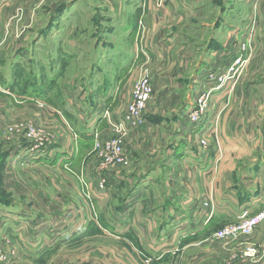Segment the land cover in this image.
<instances>
[{"label": "rangeland", "instance_id": "374dc122", "mask_svg": "<svg viewBox=\"0 0 264 264\" xmlns=\"http://www.w3.org/2000/svg\"><path fill=\"white\" fill-rule=\"evenodd\" d=\"M25 1L19 0L18 3L11 5L13 0H0V73L2 74H0V97L4 96L0 98V174L1 166L10 165V161L19 157L15 152V146H19L23 153L29 147L32 149L55 144L58 148L62 147L65 150L66 147L67 150L73 151L77 136L83 129L86 130L83 127L85 119H88L90 124H95L93 122L101 119L110 122L103 132L104 128L97 131L99 138L94 143V154L100 161H98L96 171L101 170L104 166L102 146L108 140L107 138L110 139L119 134L118 129L112 128L111 130V122H113V127L121 120L119 115L118 119L117 117L114 119L113 116L116 115L117 106L122 112L125 106H128L133 81L132 79L131 82L129 81L128 91L127 85L126 91L121 92V85L133 74L139 73L136 69L141 63H144L142 71L146 70L147 75L150 79L152 78L154 89L145 112V120L147 113L165 111V115L170 116L172 122L174 119L171 113L174 110L187 124L199 116L202 119L198 122L199 125L204 120L217 129L208 137L207 149L210 146H219V142H224L225 139L227 143H231L236 141V138H240L238 142L242 141V144L237 151L243 154L245 161L249 155L253 154V147L258 142L264 146V135L257 134L259 132L257 128L264 125V118L252 119L250 116L254 107L250 104L251 88L244 87L245 91L249 92L246 93V97H249L241 110L242 105L236 103L234 97L231 98L234 90L229 86L230 75L227 74L232 66L236 68L234 75L242 73L245 55L253 41L254 32L252 30H249L246 37L238 38L237 44L231 41L232 47H237V50L232 51H238L239 55L233 59L226 72L222 73L224 76L220 81L223 89L226 87L229 93L228 99L222 102L213 101V103H209L210 98L203 101L205 94L201 92L202 90L196 102L188 97L191 86L200 77L197 74L201 73L200 70L204 68L203 61L208 55L205 45L209 40V34L213 33L212 29H208L209 21L223 11L220 0H174L175 15L159 12L158 15L164 17L163 22L156 18L158 26L150 28L149 32L144 28L150 25L149 18L144 16L142 22H139V7L136 6L139 0H32L27 4L26 10L23 6ZM164 3L166 6L169 5L170 10L172 9L170 0H164ZM5 18H12V24L9 22L7 24ZM2 20L5 21L2 22ZM136 30L139 31L140 36H143V44L148 42V46L144 48L145 55L139 50L140 46L138 49L140 54L135 60L134 50L136 49L133 48V38H135ZM130 32H132L131 35ZM240 41H246L245 50L240 49ZM230 51L229 49L221 50L215 62L218 60L222 63L229 56ZM238 59L241 60L237 62ZM127 67L129 71L125 72L122 68ZM210 75H207L206 84L211 81L208 80L211 79ZM123 76H125L124 79ZM106 81L110 85L113 83V95L116 99L114 103L105 102L104 93L97 94V88L100 86L99 89L103 90ZM117 86L120 87L119 91L116 89ZM111 93L112 91L109 92L110 95ZM22 96L39 100L32 103ZM161 97L164 101L159 103L158 99ZM191 107L192 110L197 107L198 111L189 113ZM54 109L56 114L60 111V115L51 114L49 116L47 111L55 113ZM208 111L210 113L205 117ZM216 111L222 113L215 115ZM233 114H236L238 118H232ZM187 115L192 119L189 117L186 119ZM170 125L172 123L167 124V126ZM139 128L127 130L125 136L127 142L130 133ZM29 131L35 132L34 136L30 137ZM198 142L206 145V139L202 141L199 138ZM236 155V150L232 148L228 156L232 158ZM212 161L217 166L221 164L219 158H212ZM17 166L15 163L7 166L9 172L11 169L16 170L13 175L17 176L19 181L16 183L17 188L7 190L3 183V189L0 187V199L5 206L11 207L24 202L22 204L27 208L31 206L29 199L35 196L39 200L40 197V206L46 210V213L41 214L50 218L48 223L42 224L32 233L33 243L36 247L44 242L51 244L52 251L47 248L48 250L43 252L41 249L36 250L35 247L36 252L28 253L24 246L9 248L6 245L9 241L6 239L4 248L0 246V264H47L49 258H51L50 264H79V259L73 262V258L93 255L92 251L96 246L99 247L97 249L99 255L112 256L124 264H149L137 258L136 255H130L128 250L119 245V242L111 241L121 240L118 235L115 237L108 234H114L112 231L107 230V233L103 234L94 232V236L87 233L85 235L88 236L84 238L85 242L83 238L77 237L80 231L72 225V218L75 214L78 216L81 214L86 221L89 215L90 218L92 216L96 218L95 205L91 203L95 186L88 187L85 184L88 183L85 174L77 172L75 167L71 168V165H68L64 172H60L57 167ZM131 166L130 157L128 164L109 168L126 169ZM41 168L48 173L52 171L58 176L57 185L52 182L49 184L41 182L43 178L41 176L46 177L42 170L39 171ZM39 178L40 181L37 182ZM225 179L216 181L212 185L211 198H208L211 208L220 202L223 191L230 189ZM60 180L62 182H59ZM81 182L85 186L84 189L82 185L80 187ZM104 183L102 181L101 186L103 187L100 185L99 187L104 188ZM43 186L48 187L50 191L51 196L48 198L45 195H39V190L44 191L41 189ZM16 190L28 194L19 198L16 196ZM226 217L217 219L215 236L221 241L237 243L245 240V237L253 236L258 228L263 230L261 227H264V224L259 227L264 222L262 220L254 232L248 236H241L235 240L221 239L217 236L218 231L239 219L234 218V221L228 217L230 218L228 221L224 219ZM3 228L4 231H12L9 230L11 227L8 225ZM76 237L80 240L68 243ZM148 237L156 239L154 235ZM200 241H196L198 242L196 248H199L198 256L204 255L207 251L204 243H199ZM214 244L218 246L217 243ZM111 245H116V247H108ZM256 249L258 256L259 250ZM124 254L130 259L124 258L122 256ZM184 256L186 261L191 258L188 254H180L182 260ZM102 259L100 256L99 260L105 264L106 261ZM171 262L172 260H168L164 264H171Z\"/></svg>", "mask_w": 264, "mask_h": 264}, {"label": "crops", "instance_id": "0c3cea01", "mask_svg": "<svg viewBox=\"0 0 264 264\" xmlns=\"http://www.w3.org/2000/svg\"><path fill=\"white\" fill-rule=\"evenodd\" d=\"M29 1L32 0H26L25 4L23 3L25 10ZM15 2L18 3L19 0H13L11 5ZM163 2L164 0H139L137 3L139 22H142L144 16L149 18L150 25L144 26L148 32L150 28H157L158 20L163 22L164 17L158 15L159 12L175 15L174 0H170L171 10L169 5L166 6ZM220 5L223 13L220 12L218 16H214L209 21L208 29H212L213 33L209 34V40L205 45L208 55L203 61L204 68L200 70L201 73L197 74L200 77L196 79L197 82L194 81L188 97L196 102L197 96L202 90L201 92L205 94L203 101L210 98L209 103H213V101L222 102L228 99L229 93L226 87L223 89L220 81L222 73L226 72L233 59L239 55L238 51H232L237 50V47L233 48L231 43L235 41L237 44L238 37H242L243 32L248 34L249 30H252L254 32L252 34L253 41L245 55L242 73L232 76L228 83L234 90L231 98L234 97L235 102L242 105L241 110L249 97H246V93L249 92L245 91L244 87L251 88L252 100L250 104H253L254 107L250 116L252 119H262L264 118V0H220ZM169 10L170 12H168ZM156 18L158 20H155ZM5 20H7V24L8 22L12 24V18H5ZM4 21L2 20V22ZM143 41V36H140L139 31L136 30L135 38H133V48L136 49L134 50L136 52L135 60L140 51L145 55L144 48L148 46V42L143 44ZM140 46L141 49H139ZM228 49L231 50L229 56L222 63L218 60L215 62L220 51ZM190 50L192 49L190 48ZM143 64L138 65V69H136L139 73L133 74L121 85V92L126 91L127 85L128 91L130 86L128 83L131 82V79L134 82L135 78L147 75L146 70L142 71ZM122 69L125 72L129 71L128 67ZM208 74H211L212 78L208 79L211 81L206 84ZM124 78L125 76H123ZM104 83L103 90L99 89L100 86L97 88V94L104 93L105 102H116L113 95V83L111 85L108 81ZM119 88L117 86L116 89L119 91ZM110 91H112L111 95ZM23 94L30 95L29 93ZM93 96L96 95L93 94ZM2 97L4 96L2 95L0 98ZM25 98L26 101L32 103L39 100L33 97ZM163 101L162 97L158 99L159 103ZM197 107L194 110L191 107L189 113L198 111ZM125 109L122 112L117 106L114 119L118 115L121 119ZM183 111L187 112L188 110ZM47 113L49 116L51 114L60 115V111L57 114L56 111L55 113L47 111ZM209 113L210 111L205 114V117ZM221 113L216 111L215 115ZM165 114V111L147 113L143 127L131 132L128 142L126 139L125 147L132 160L130 168H101L96 171L99 161L94 154V143L99 138L97 131L104 128L103 132L109 122V120L107 122L103 119L93 122L95 124H90L88 119H85L83 127L86 130L83 129L77 136L73 151L67 150L66 147L65 150L62 147L58 148V145L55 144L48 147H33L32 149L29 147L23 153L19 146H15L16 154L18 153L19 157L23 155V157L10 161V165L15 163L18 165L17 167L20 165L23 167H57L60 172H64V169L71 165V168L75 167L77 172L85 174L88 183H84L88 187L95 186L91 203L95 205L96 218L93 216L90 218L89 215V219L87 218L86 221L81 214L79 216L75 214V217L72 218V225L76 227L77 231H80L77 237L83 238V242L86 241L84 238L88 236L85 235L87 233L94 236V232L103 234L109 230L114 234H108L115 237L118 235L121 239L111 241L119 242V245L128 250L130 255H136L137 258L149 262V264H164L168 260H172L171 264H264V227H261L264 222L259 226L263 230L258 228L253 236L245 237V240L237 243L221 241L215 236L217 219L223 216H227L224 219L228 221L230 218L233 220L234 218L242 219L245 215L254 214L263 207L264 146L258 142L253 147V154L249 155L246 161L243 154H239L237 151L242 144V141L238 142L240 138H236V141L231 143H227L226 139L223 140L224 142L218 141L219 146H210L207 149L208 137L217 131L216 128L211 127L204 120L199 125L198 122L202 120L199 116H196L194 121L190 120L191 123L195 122L193 126H190L192 124L185 123L175 110L171 113L172 119H174L172 122L170 116ZM236 114L231 117L238 118ZM188 117L192 119L189 115L186 116V119ZM112 123L111 130L114 129ZM169 123L172 125L167 126ZM262 129H264V125L257 128L259 131L257 134L260 136L264 135ZM199 138L202 141L206 139V145L199 143ZM56 143L59 144V142ZM232 148L236 150L237 155L231 158L228 154ZM212 158H219L221 164L217 166ZM223 163L224 165H222ZM10 165L1 166V189H3V183L7 190L17 188L16 183H19L17 176L13 175L16 170L7 171V166ZM41 170L46 176H41L43 177L41 182L48 184L52 182L57 185L58 176L54 175L52 171L48 173L45 169H39V171ZM221 179L228 182L230 189L223 191L220 202L211 208L208 198H211L212 185ZM102 181L105 182L104 188L99 187ZM81 185L84 189L83 182L80 183V187ZM41 189H44L45 192L39 190V195H45L47 198L51 196L48 187L43 186ZM16 191V196L19 198L28 194ZM22 203L24 204L21 202L8 207L0 199V246L4 248L3 245L7 239L9 242L6 245L9 248L24 246L28 253H34L39 249L43 252L47 251V248L51 250V244L44 242L41 246L36 247L33 243L32 233L42 224L48 223L50 218L41 214L46 213V210L40 206V197L39 200L35 196L31 200L29 199L31 206L27 207L28 209ZM7 225L11 227L9 228L12 230L11 232L4 231L3 227ZM150 235H154L156 239L149 238ZM77 237L68 243L78 240ZM199 240H201L199 243H204L205 250H207L202 256L197 255L199 248H196L198 243L196 241ZM214 243H217L218 246H215ZM249 246L258 248L259 255H256L257 257L250 258L242 255ZM108 247L112 248L116 245ZM97 249H99L98 246L94 247L93 255L75 257L72 261L75 262V259H79V264H102L99 260V257L102 256V260L106 261L105 264L122 263L112 256L99 255ZM37 253L39 254L38 251ZM181 253L188 254L191 258L186 261L184 256L182 260ZM122 256L130 259L128 255ZM50 259L47 264L51 263Z\"/></svg>", "mask_w": 264, "mask_h": 264}, {"label": "built area", "instance_id": "2783aa9c", "mask_svg": "<svg viewBox=\"0 0 264 264\" xmlns=\"http://www.w3.org/2000/svg\"><path fill=\"white\" fill-rule=\"evenodd\" d=\"M248 34L243 32L242 39ZM239 47L241 50H245L246 41L239 42ZM241 59H238L239 62ZM236 73V68L234 66L230 67L227 74L230 75L229 78L234 76ZM224 75L222 74V77ZM212 78V75H210ZM154 93L152 81L148 75H143L141 77L135 78L132 89L131 97L128 102L125 113L123 114L119 123L114 124V128L118 129L119 134L116 137L110 138L105 141L102 146V155L104 158V163L102 168H109L110 166L128 164L130 161V155L125 147L126 135L128 129H136L145 123V112L148 108V104ZM35 132L29 131L28 135L34 136ZM264 220V206L257 210L254 214L248 215L236 222L230 223L223 228H221L217 236L221 239L235 240L241 236H248L254 232L256 226ZM258 251L255 247L249 246L244 251V255L250 258L255 257Z\"/></svg>", "mask_w": 264, "mask_h": 264}]
</instances>
